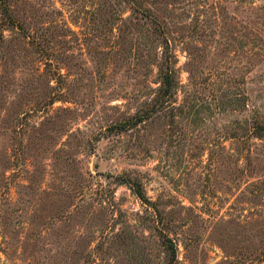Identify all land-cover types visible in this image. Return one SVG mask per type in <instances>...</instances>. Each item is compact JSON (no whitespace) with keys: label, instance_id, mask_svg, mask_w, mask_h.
<instances>
[{"label":"rangeland","instance_id":"obj_1","mask_svg":"<svg viewBox=\"0 0 264 264\" xmlns=\"http://www.w3.org/2000/svg\"><path fill=\"white\" fill-rule=\"evenodd\" d=\"M262 127L264 0H0V264H264Z\"/></svg>","mask_w":264,"mask_h":264},{"label":"trees","instance_id":"obj_2","mask_svg":"<svg viewBox=\"0 0 264 264\" xmlns=\"http://www.w3.org/2000/svg\"><path fill=\"white\" fill-rule=\"evenodd\" d=\"M154 20V19H153ZM152 20V21H153ZM155 22V21H154ZM156 25H158V22H155ZM160 26V25H158ZM170 53H167L166 57H169ZM177 82L175 81V72L174 69L170 66L167 67V69L164 72H161L160 74V81H159V85L157 87V92L154 96L153 99V103L151 108L149 109L150 111H152L154 108H156L158 105H162L165 103H171V100L173 99V96L175 94V87H176ZM149 111L146 110L145 112H142V115L138 116L137 122L142 121V117L147 114ZM120 127V125L117 126H113L112 128L118 129ZM262 129L264 130V127H262ZM256 132V129H254ZM134 190L136 195L139 197V199L143 200L144 202L146 201V197L143 193V190L140 186L139 183H134ZM168 242L170 243V245H166L167 248L171 247V242L168 240ZM174 253V252H173Z\"/></svg>","mask_w":264,"mask_h":264}]
</instances>
